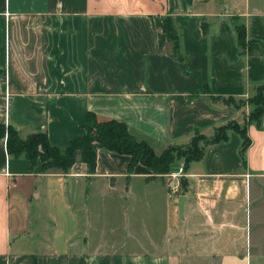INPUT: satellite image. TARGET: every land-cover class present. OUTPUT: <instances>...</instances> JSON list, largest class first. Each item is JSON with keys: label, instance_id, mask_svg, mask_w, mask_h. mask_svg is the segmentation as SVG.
<instances>
[{"label": "crops", "instance_id": "crops-1", "mask_svg": "<svg viewBox=\"0 0 264 264\" xmlns=\"http://www.w3.org/2000/svg\"><path fill=\"white\" fill-rule=\"evenodd\" d=\"M165 15L194 73L177 64ZM232 16L264 43V7L250 0H0V123L65 146L92 111L125 121L156 153L196 129L209 137L241 124L252 106L212 99L200 81L238 99L264 84V57L239 48ZM247 134L245 163L229 130L189 164L181 186L150 178L142 164L129 172V156L104 148L92 175L84 164L43 171L0 138V264H264V117ZM117 199L132 202L135 218L121 210L126 222L110 226L107 245L86 202Z\"/></svg>", "mask_w": 264, "mask_h": 264}, {"label": "trees", "instance_id": "trees-1", "mask_svg": "<svg viewBox=\"0 0 264 264\" xmlns=\"http://www.w3.org/2000/svg\"><path fill=\"white\" fill-rule=\"evenodd\" d=\"M236 33L239 48L248 55L264 57V43L258 39H247L245 24L238 16L231 18ZM163 30L167 39L171 42L172 54L184 74L194 73L189 67V60L180 50V33L178 32L172 16L163 18ZM203 31L204 26H203ZM202 90L210 92L212 99H222L226 104L235 108L249 103L254 104V110L243 124L235 121L228 122L215 128L213 135L207 137L196 129L186 144L168 145L160 153H156L153 147L144 139H138L128 129L123 120L107 119L98 120L94 112L88 111L82 136L71 139L65 146H56L49 142L46 132L36 131L21 138L18 132L11 126L0 123V138L6 140V150L9 155L18 157L24 155L34 165L41 161V170L57 169L67 173L72 168L85 165L88 175L95 173L97 164V152L99 148L107 149L118 154L129 156L128 171H132L136 164H142L152 173L150 178L157 174H164L173 169L177 159H183V169L186 172L192 161L200 160L205 147L224 141L228 138V131L233 130L241 137L240 156L242 163L246 162L245 150L250 144L247 134V126L250 123L260 124L264 117V84L257 85L255 93L247 99L236 98L233 95H213L207 83L201 79ZM185 178L182 179L184 184Z\"/></svg>", "mask_w": 264, "mask_h": 264}, {"label": "rangeland", "instance_id": "rangeland-1", "mask_svg": "<svg viewBox=\"0 0 264 264\" xmlns=\"http://www.w3.org/2000/svg\"><path fill=\"white\" fill-rule=\"evenodd\" d=\"M250 1L252 3H254V4L259 5L262 8L264 7V0H250ZM252 96H249V97H252ZM249 97H247V98H249ZM246 105H251L252 106V110H254V107H255L254 104L246 103V104H244L242 106L245 107ZM242 106H241V108H242ZM251 111H249L248 113L245 114V119L244 120H246L248 118V116L250 115ZM231 121H234V120H231ZM231 121H228V122H231ZM243 122L241 124L238 123V122L237 123L242 125ZM169 145H177V144H169ZM154 148L156 150H160V149H158L159 147L157 145L154 146ZM173 166L176 169H173L172 171H169V172L164 173V174H157V175L158 176H163L166 179V181H170L173 184H174V181H176V182H178L177 186H181L182 179H183V177H185V171L183 169V159L182 158L177 159V161H175V164ZM173 173H178L176 175L177 179H173V176L171 175ZM86 204H88V206L90 205L89 208L90 207L92 208V209H90V218H91V221L93 222V226L97 222V229H96V231L94 230L95 234L96 235L99 234L100 235L99 237L103 236L105 238V241H102V242L107 243V245H110V240L113 241L112 239H114L112 237V235H111L110 226L116 224L118 227L121 228L126 222V218L121 213V210L128 214V216H129L128 219H130L131 222H133V220L135 218V217H133L134 214L133 215L131 214V212L134 213V211L132 209V202H128V201L124 202V201H121V200H118V199L117 200H111V201H90L89 200V201L86 202ZM134 204H135V206L137 208V211H136L137 215H139L137 217L136 221L140 222L141 218H142V216L140 214H142L143 202L138 201V202H135ZM127 205H128L127 209L123 207V206L126 207ZM97 213H98V220H96ZM120 235L121 234L118 233V236H120Z\"/></svg>", "mask_w": 264, "mask_h": 264}, {"label": "water", "instance_id": "water-1", "mask_svg": "<svg viewBox=\"0 0 264 264\" xmlns=\"http://www.w3.org/2000/svg\"><path fill=\"white\" fill-rule=\"evenodd\" d=\"M185 200H186L185 195H180L178 198L177 206H178V211H179L180 216L183 215V206H184Z\"/></svg>", "mask_w": 264, "mask_h": 264}, {"label": "built area", "instance_id": "built-area-1", "mask_svg": "<svg viewBox=\"0 0 264 264\" xmlns=\"http://www.w3.org/2000/svg\"><path fill=\"white\" fill-rule=\"evenodd\" d=\"M178 173H173V174H171L172 176H173V179H177L176 178V175H177ZM177 184H178V182H176V181H174V186H177Z\"/></svg>", "mask_w": 264, "mask_h": 264}]
</instances>
